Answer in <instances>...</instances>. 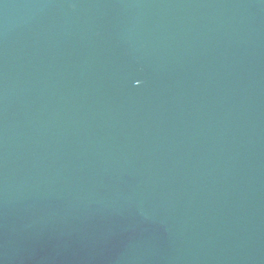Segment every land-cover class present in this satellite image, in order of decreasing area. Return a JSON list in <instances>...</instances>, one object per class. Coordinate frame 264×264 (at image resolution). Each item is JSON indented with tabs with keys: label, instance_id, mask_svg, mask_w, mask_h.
Instances as JSON below:
<instances>
[{
	"label": "water",
	"instance_id": "1",
	"mask_svg": "<svg viewBox=\"0 0 264 264\" xmlns=\"http://www.w3.org/2000/svg\"><path fill=\"white\" fill-rule=\"evenodd\" d=\"M0 264H264V0H0Z\"/></svg>",
	"mask_w": 264,
	"mask_h": 264
}]
</instances>
